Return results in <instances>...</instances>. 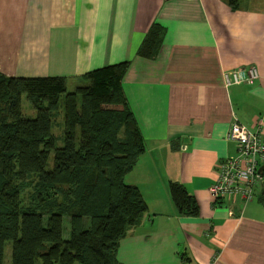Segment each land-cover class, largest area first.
Instances as JSON below:
<instances>
[{
  "label": "crops",
  "instance_id": "0c3cea01",
  "mask_svg": "<svg viewBox=\"0 0 264 264\" xmlns=\"http://www.w3.org/2000/svg\"><path fill=\"white\" fill-rule=\"evenodd\" d=\"M153 24L161 42L144 58L137 51ZM121 61L145 143L125 181L148 210L121 239L119 264H264L262 184L246 203L209 192L215 164L236 154L232 122L260 120L264 132V0H0L1 74L65 76L71 91L85 72ZM250 66L259 73L251 83L224 85V71ZM173 180L197 215L177 212Z\"/></svg>",
  "mask_w": 264,
  "mask_h": 264
},
{
  "label": "trees",
  "instance_id": "16d2710c",
  "mask_svg": "<svg viewBox=\"0 0 264 264\" xmlns=\"http://www.w3.org/2000/svg\"><path fill=\"white\" fill-rule=\"evenodd\" d=\"M161 34L153 24L137 54L153 58ZM127 67L91 69L71 91L65 76L0 73V264H119L121 239L148 210L125 181L145 150L122 87ZM24 94L34 117L22 113ZM168 193L179 214H198L181 182L170 181Z\"/></svg>",
  "mask_w": 264,
  "mask_h": 264
},
{
  "label": "built area",
  "instance_id": "2783aa9c",
  "mask_svg": "<svg viewBox=\"0 0 264 264\" xmlns=\"http://www.w3.org/2000/svg\"><path fill=\"white\" fill-rule=\"evenodd\" d=\"M259 76L255 66L246 70L236 68L223 72L224 85L251 83ZM226 137L236 146V154L226 157L214 166L215 180L209 187L214 201L223 200L243 203L255 196L259 185L263 184V175L259 168L264 165V132L260 120L255 128L235 119L227 131Z\"/></svg>",
  "mask_w": 264,
  "mask_h": 264
},
{
  "label": "rangeland",
  "instance_id": "374dc122",
  "mask_svg": "<svg viewBox=\"0 0 264 264\" xmlns=\"http://www.w3.org/2000/svg\"><path fill=\"white\" fill-rule=\"evenodd\" d=\"M71 87H69V91H70V89H72ZM21 106H22V113L25 116H27V117H34L35 116L36 111L32 108L31 103L25 94L22 96ZM62 118L63 117H62L61 112L55 114V116L53 118V132L55 135H58V136H60L61 131H62V126H63ZM64 236L67 237V234L64 233Z\"/></svg>",
  "mask_w": 264,
  "mask_h": 264
},
{
  "label": "water",
  "instance_id": "95a60500",
  "mask_svg": "<svg viewBox=\"0 0 264 264\" xmlns=\"http://www.w3.org/2000/svg\"><path fill=\"white\" fill-rule=\"evenodd\" d=\"M259 170L261 171L262 170V166L259 168ZM264 183V182H263ZM263 192H264V189H263Z\"/></svg>",
  "mask_w": 264,
  "mask_h": 264
}]
</instances>
